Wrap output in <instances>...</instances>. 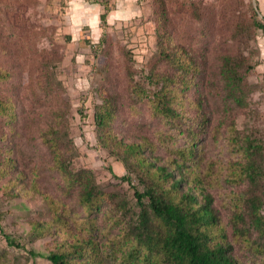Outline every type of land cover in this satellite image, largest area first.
<instances>
[{"label": "rangeland", "instance_id": "374dc122", "mask_svg": "<svg viewBox=\"0 0 264 264\" xmlns=\"http://www.w3.org/2000/svg\"><path fill=\"white\" fill-rule=\"evenodd\" d=\"M165 3L169 44L190 50L200 67L196 85L185 98L183 116L173 121L155 116L147 100L135 103L129 97L131 81L144 80L151 65L159 71L167 70L164 63H156L154 0H111L105 25L100 21L103 7L92 0H0V72H11L0 78V102L8 106L6 112L0 110V264L12 260L50 264L43 256L34 257L29 252L45 255L57 244L91 235L89 220L94 223L101 250L113 246L119 258L130 248V243L119 247L124 241L120 227L125 224V216L112 212V203L105 202L96 214L82 207L68 193L66 182L53 168L51 155L41 141L44 118L39 119L38 113L47 116L49 108L64 107L58 97H44L37 86L41 56L49 54L55 61L61 58L56 71L64 87L61 97L70 103L69 131L76 150L73 168L91 170L100 187L115 196L113 204L125 198L131 210H137L132 187L141 189L137 179L133 178L132 186L121 181L125 175L122 165L95 142L96 90L107 89L119 102L113 127L120 136L130 140L148 137L155 153L162 156L195 142V160L214 197L232 252L243 264H264L258 235L253 233L248 240L236 238L228 224L235 210L234 193L244 187L229 181L231 162L242 160L243 154L234 145L228 125L233 122L240 132L250 130L264 139V32L257 30L252 41L257 51L256 66L248 81L255 91L247 110L230 109L224 104L218 75L220 56L245 51L241 42L245 30L252 20L262 17L258 0ZM198 94L205 99L201 112L194 105ZM204 112L207 123L202 124ZM31 184L50 197L49 204L38 195L31 198ZM9 193L15 195L9 197ZM50 206L53 212L64 214L63 221L51 223V233L42 238L28 235L29 220L45 222ZM4 233L22 247H9ZM109 261L115 262L114 258Z\"/></svg>", "mask_w": 264, "mask_h": 264}, {"label": "trees", "instance_id": "16d2710c", "mask_svg": "<svg viewBox=\"0 0 264 264\" xmlns=\"http://www.w3.org/2000/svg\"><path fill=\"white\" fill-rule=\"evenodd\" d=\"M92 1L103 7L100 21L105 25L112 7L111 0ZM154 4L157 5L156 63H164L167 70L159 71L151 65L144 80L131 81L129 97L135 103L147 100L155 116L173 121L182 118L185 98L196 85L194 79L200 67L190 50L176 49L169 44L165 0H154ZM257 30L264 32L263 15L260 20H252L246 28L241 40L244 52L220 56L219 92L230 109L247 110L250 106L255 86L248 81V76L256 66L254 57L257 51L252 41ZM54 58L52 54L41 56L37 86L44 97H58L64 107L49 108L45 112L47 116L38 113L39 119L44 118L41 141L51 155L53 168L66 182L68 193L82 207L96 214L105 202L112 203V212L119 211L125 216V224L120 227V236L124 241L119 247L130 243V248L119 258L115 256L113 246L101 250L94 235V223L89 220L91 235L77 236L66 245L57 244L45 255L33 251L29 252L30 255L43 256L50 264H110L109 259L112 258L115 260L113 264H243L232 252V244L228 242L214 197L208 191L204 175L195 160V142L184 148H174L162 156L155 153V145L148 137L130 140L120 136L113 127L119 109L115 93L103 88L96 90L99 101L94 107V137L97 147L122 165L125 175L120 178L121 181L132 186L133 178L137 179L141 189L132 186L137 210H131L125 198L113 204L115 196L100 187L91 170L72 167L76 150L69 131L70 103L61 97L64 87L56 71L61 58L56 61ZM10 75L9 70L0 72V78ZM130 77L133 79V76ZM204 101L201 94L195 97L194 105L198 112L204 108ZM7 109L8 106L0 102V110L6 112ZM79 113L82 114V110ZM201 115L202 124L207 123L205 112ZM228 129L234 145L243 154L242 160L231 162L229 181L244 186L234 193L235 210L228 224L236 238L248 240L256 233L262 241L258 251H264V139L250 130L240 132L233 122ZM186 131L193 133L190 128ZM6 160L10 164V160ZM3 173L7 171L3 170ZM16 177L20 178L21 172L17 171ZM28 191L32 199L38 195L49 204L50 197L35 184L29 185ZM14 195L9 193V197ZM63 215L62 212H53L50 206L49 218L45 222L29 220L28 235L38 239L50 234L51 223L63 221ZM3 235L9 247H22L12 236ZM4 264L19 263L12 260Z\"/></svg>", "mask_w": 264, "mask_h": 264}, {"label": "crops", "instance_id": "0c3cea01", "mask_svg": "<svg viewBox=\"0 0 264 264\" xmlns=\"http://www.w3.org/2000/svg\"><path fill=\"white\" fill-rule=\"evenodd\" d=\"M259 7L261 8V14L264 16V0H258Z\"/></svg>", "mask_w": 264, "mask_h": 264}]
</instances>
